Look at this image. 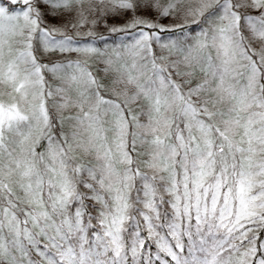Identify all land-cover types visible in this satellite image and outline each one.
<instances>
[{"label":"snow or ice","instance_id":"obj_1","mask_svg":"<svg viewBox=\"0 0 264 264\" xmlns=\"http://www.w3.org/2000/svg\"><path fill=\"white\" fill-rule=\"evenodd\" d=\"M0 264H264V0H0Z\"/></svg>","mask_w":264,"mask_h":264}]
</instances>
